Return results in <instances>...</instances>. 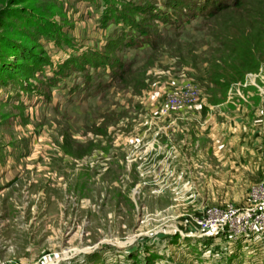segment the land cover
<instances>
[{
  "label": "rangeland",
  "instance_id": "1",
  "mask_svg": "<svg viewBox=\"0 0 264 264\" xmlns=\"http://www.w3.org/2000/svg\"><path fill=\"white\" fill-rule=\"evenodd\" d=\"M21 1L0 0V264H264V234L196 224L249 208L264 179V165L223 166L195 132L217 43L236 31L182 19L163 32L149 14L167 0ZM116 14L153 44L125 45ZM30 56L45 63L25 73ZM187 88L198 110L165 117Z\"/></svg>",
  "mask_w": 264,
  "mask_h": 264
},
{
  "label": "trees",
  "instance_id": "2",
  "mask_svg": "<svg viewBox=\"0 0 264 264\" xmlns=\"http://www.w3.org/2000/svg\"><path fill=\"white\" fill-rule=\"evenodd\" d=\"M247 1L167 0L157 4L155 8L159 11L155 13L156 15L153 13L156 11L155 8L149 14L155 22L157 21L158 29L163 32L175 33L181 30L184 25L183 22L181 23L182 19L194 20L195 23L205 22L207 25L215 19L214 22L221 24L223 28L236 31L235 34L239 38H231L225 43L218 42L214 51L216 56L211 58L208 80L214 100L212 99L210 103H221L232 86L244 82L250 74H258L264 65V0ZM15 2L17 6L23 1L15 0ZM227 15L232 16L231 22L226 21ZM11 16H4L6 23L14 18ZM113 20L121 30V40L125 45L139 43V45L148 44L149 47L153 44L149 45V41H144L146 35L149 39L148 34L142 32L126 14L124 16L116 14ZM221 35L228 36L224 33ZM2 43L7 44L0 39V44ZM217 50L221 55L217 54ZM43 63L44 60L30 56L21 57L16 64L22 70H26L25 73H29L42 68ZM2 70L6 72L7 69Z\"/></svg>",
  "mask_w": 264,
  "mask_h": 264
},
{
  "label": "crops",
  "instance_id": "3",
  "mask_svg": "<svg viewBox=\"0 0 264 264\" xmlns=\"http://www.w3.org/2000/svg\"><path fill=\"white\" fill-rule=\"evenodd\" d=\"M253 77L232 86L221 103L207 105L204 125L195 128L206 134L213 158L226 160L222 165L230 163L240 174L258 172L264 165V77Z\"/></svg>",
  "mask_w": 264,
  "mask_h": 264
},
{
  "label": "built area",
  "instance_id": "4",
  "mask_svg": "<svg viewBox=\"0 0 264 264\" xmlns=\"http://www.w3.org/2000/svg\"><path fill=\"white\" fill-rule=\"evenodd\" d=\"M252 76V75H251ZM257 77V75H254ZM169 103L164 107V116L180 112L184 109L198 110L194 103L199 101V92L194 88L183 89L179 95L169 97ZM191 103V104H187ZM203 237H219L227 233L232 237H249L264 234V179L254 186L250 194L249 208L222 211L217 208L205 211L201 219L196 220Z\"/></svg>",
  "mask_w": 264,
  "mask_h": 264
}]
</instances>
